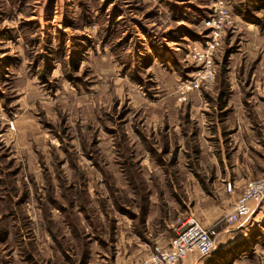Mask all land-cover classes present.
I'll return each instance as SVG.
<instances>
[{
	"label": "rangeland",
	"instance_id": "obj_1",
	"mask_svg": "<svg viewBox=\"0 0 264 264\" xmlns=\"http://www.w3.org/2000/svg\"><path fill=\"white\" fill-rule=\"evenodd\" d=\"M219 144L264 176V0H0V264H141L216 224ZM244 224L198 263L264 264V200Z\"/></svg>",
	"mask_w": 264,
	"mask_h": 264
},
{
	"label": "built area",
	"instance_id": "obj_2",
	"mask_svg": "<svg viewBox=\"0 0 264 264\" xmlns=\"http://www.w3.org/2000/svg\"><path fill=\"white\" fill-rule=\"evenodd\" d=\"M201 55V54H199ZM200 60L204 57L199 56ZM227 191L232 192L234 187L231 182L226 184ZM264 200V176L249 180L240 197L233 205V209L219 222L204 227L194 217H189L182 223L177 235L167 247H155L154 252L141 264H198V261L212 254L216 248L221 224L227 226L243 225L250 218L254 204ZM194 256L195 260L189 262Z\"/></svg>",
	"mask_w": 264,
	"mask_h": 264
},
{
	"label": "crops",
	"instance_id": "obj_3",
	"mask_svg": "<svg viewBox=\"0 0 264 264\" xmlns=\"http://www.w3.org/2000/svg\"><path fill=\"white\" fill-rule=\"evenodd\" d=\"M239 122H237L238 124ZM233 125H235V123H233ZM232 128V127H231ZM229 130V129H228ZM227 132V130H226ZM239 134V130H237L236 132L234 133H231V134H223V132L221 131V129L219 128V131H217V134L215 136L218 137V140L223 143V139L225 138H232V140H234L235 138V135H238ZM219 146H222L221 149H218L217 151H219V154H218V158H215V160H211V166L213 167L214 166V170L213 172H215V181H217L218 183L221 181L222 185L226 186V184L224 183H227V182H231L233 184V191L231 192L232 193V198L230 201H233L235 202L239 197L240 195L242 194L241 190L244 189L246 183L249 181V180H252L250 179L249 177H247L248 179L245 180V178H241L240 180H236V178L234 177L233 181H232V175H234L233 173H230L228 172V164H230V167H231V171L230 172H234L236 174H239L240 171L241 172H249V168L248 166L246 165L247 163H245L244 161H242V163L240 164V166H236L235 167V164L234 163H238L237 161H234V163L232 162V160H230V158H228V164H227V160L226 158L224 157V146L223 144H219ZM208 147V148H207ZM207 150L210 151V147L207 146V145H204L202 146V155H204L205 153H207ZM206 151V152H205ZM236 152H238V149L236 150ZM210 153V152H209ZM230 155V154H229ZM209 156V155H208ZM214 156V155H213ZM233 156V154H232ZM229 167V168H230ZM224 173V174H223ZM234 195V196H233ZM206 211H208V214L210 213H214L211 217H207V218H202V217H199L197 218V220H201V221H209V220H212L214 221L215 219H218V217L224 213V211L222 209H220V207H208L206 209ZM209 219V220H208ZM245 224L241 225V226H244ZM220 231V230H219ZM226 233H230L228 234V236L226 235ZM233 235V236H232ZM237 235V232H234L232 231H229V230H222L220 233H219V237L217 238V241H216V244H218V248L216 250H220V251H223V250H226L228 249L230 246V244H232L233 242L232 241V237H235ZM220 237L221 239H224L226 241H228L229 243L228 244H222V242H220ZM223 237V238H222ZM226 237V238H225ZM169 242H167L168 244ZM228 245V247H227ZM196 258L194 256H191L189 258V262L195 260ZM199 264V263H198Z\"/></svg>",
	"mask_w": 264,
	"mask_h": 264
},
{
	"label": "trees",
	"instance_id": "obj_4",
	"mask_svg": "<svg viewBox=\"0 0 264 264\" xmlns=\"http://www.w3.org/2000/svg\"><path fill=\"white\" fill-rule=\"evenodd\" d=\"M222 252H223V251H220V250H217V251L214 250V251L212 252V255H213V256H212V261H213V263L216 262L218 259H220L219 256L222 254Z\"/></svg>",
	"mask_w": 264,
	"mask_h": 264
}]
</instances>
